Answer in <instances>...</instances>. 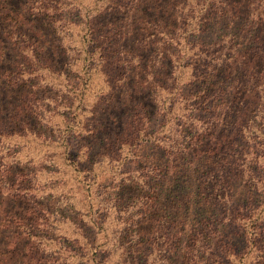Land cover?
Segmentation results:
<instances>
[{
  "label": "trees",
  "instance_id": "obj_1",
  "mask_svg": "<svg viewBox=\"0 0 264 264\" xmlns=\"http://www.w3.org/2000/svg\"><path fill=\"white\" fill-rule=\"evenodd\" d=\"M6 1L0 0V88L15 94L10 111L0 105V264H264V117L260 125L249 116L258 94L264 103V38L258 27L264 24V0H169L175 24L162 32L173 43L183 36L194 53L180 66L188 68V81L176 84L172 71L173 87L147 84L167 95L154 115L133 101L137 89L147 87L138 72L145 65L139 59L130 63L140 56L136 46H127L133 28L115 29L101 42L93 22L128 5L137 9L140 0H102L93 12H83L76 0H33L36 12L30 14L7 8ZM32 16L52 18L72 56L68 73L55 68L45 45L50 34L28 25ZM123 71L131 74L125 78ZM32 82L61 93L64 110L33 103ZM93 84L99 88L90 94ZM123 85L119 94H129L131 111L115 130L102 122L98 127V108H114ZM55 115L60 121L52 123ZM24 117L44 130L33 131ZM110 130L111 138L105 135ZM13 137H32L49 153L59 149V161L55 155L41 158L51 160L44 182L37 184L34 170H13L23 162L18 143L3 151V141ZM103 163L107 174L98 179L95 167ZM70 174L84 203L67 197L62 177ZM47 198L64 200L75 213L77 235L54 233L69 218L57 219L38 202ZM10 200L21 203L19 212L6 210ZM110 208L120 221L115 244L106 226ZM77 215L90 223H78ZM240 223H251V232Z\"/></svg>",
  "mask_w": 264,
  "mask_h": 264
},
{
  "label": "rangeland",
  "instance_id": "obj_2",
  "mask_svg": "<svg viewBox=\"0 0 264 264\" xmlns=\"http://www.w3.org/2000/svg\"><path fill=\"white\" fill-rule=\"evenodd\" d=\"M38 2L39 0H35ZM51 1V0H49ZM67 1V0H63ZM78 3H82L81 6L84 7L82 11L84 12L86 9H89L90 12L94 11V7H99L102 5V0H76ZM154 1V2H153ZM178 1H187L188 0H178ZM243 1V0H242ZM33 0H8L6 1V7L13 9L15 11L19 12V9L23 7L25 8L24 11H27V13H35L36 10L34 9V5L32 4ZM139 6L137 9H134V5H128L125 8V11H119V13L110 12L106 13L100 16H97L94 18V26H95V36L99 41H103L106 37H110L113 34V30L120 29L121 31H126L127 29L130 30L133 28V34L128 39L127 46H136V51L140 53L139 58H134L130 63L132 66H135L138 63V59L140 60V63L142 65H145L144 68L138 70V72L143 76V85L146 87L145 90L141 91V89H137V92L141 93H135L133 95L134 99L133 101H142L145 104L146 109L150 112L151 115L155 114V111L158 110V107L160 108L161 102L163 99L167 98L166 94L164 93H158L156 94L155 86H148L147 84L152 83L154 81H158V83L165 84L168 87H173L174 80L170 79L171 72L173 71L172 78H176V84H182L189 80L190 78V72L188 68L182 69L180 66L183 64H186L191 58V55L194 53V51H191L186 45L183 43L182 37H178L177 43H180L177 45V43L171 42L170 39H168L166 34H163L162 28L164 27H170L175 24V16L176 12L173 8V1L168 0V2L164 0H140ZM154 3V5H152ZM168 4V5H167ZM37 6V5H36ZM130 9V11H129ZM134 9V10H133ZM170 12H165L169 11ZM127 12V13H124ZM137 12V13H136ZM23 13V12H21ZM39 18V19H38ZM35 18V16H32L30 18H27L29 21L28 25H31L37 30L42 29L43 33H49L50 36L46 37V47L50 50L52 49L51 53L54 56L50 55V59L53 60V63L55 64V68L58 70H62L65 73H68L70 71V63L72 61L71 53L67 52L65 49V46L61 43V38L59 32H57L56 25L52 23L51 17H38ZM57 19V18H56ZM195 23V21H194ZM139 26H142V28H145V31H138L137 28ZM194 27V26H193ZM259 29H262V36L264 38V24ZM169 29V28H168ZM166 29V30H168ZM53 30H55V33H51ZM2 31V28H0V32ZM109 31H111V34H109ZM4 44V43H3ZM147 44V45H146ZM146 45V46H144ZM6 47V45H3V47ZM169 50L173 51L172 55V62L170 61L169 57ZM53 65V64H52ZM175 68V69H174ZM123 77L127 78L131 72L127 71L124 72ZM127 76V77H126ZM170 76V77H169ZM124 78L123 82L127 83L130 79L127 80ZM131 82V81H130ZM33 83V82H32ZM34 87L31 86V90L35 92L33 103H39L41 108H46L48 105L51 108V111H58L61 112L64 110L62 106H59L61 100V93H56L54 89H51L49 87L40 85L38 87L35 86V83H33ZM30 86V83L27 85ZM195 86V85H194ZM130 84H128V88H130ZM98 86L95 84L92 85V91L90 94L95 93L98 90ZM124 88V85L117 89L114 96H116V106L114 108L103 107L102 112L100 111V108L103 106H100L98 108V114L95 117V122L98 123V127H100V123L102 122L101 126L103 127L104 124H109L110 128L114 127V124L117 126V123L128 114L132 109V102L128 100V93H121L119 94V91ZM127 88V87H126ZM196 89V87H194ZM15 94V93H14ZM14 94L8 93L5 95L4 91L0 88V105L6 104L8 107V110L10 111L12 109V103ZM89 94V91L87 92ZM141 94V95H140ZM54 98L56 99V104H54L50 99ZM252 105L250 106V109H253L252 113L249 114L250 121H253L254 124H260L262 125V118L264 117V103L262 100H260V94H258L257 100H252ZM240 104V103H239ZM1 111H5L4 109ZM54 115V114H53ZM52 115V116H53ZM58 115H55L52 118V123H56V121H60L57 117ZM177 116L179 114L177 113ZM158 118V116L156 115ZM24 121L29 123V126L33 131H43L44 127L41 125L36 119L32 117H24ZM169 122V120L167 121ZM176 120H174V123ZM127 125V124H126ZM125 125V126H126ZM169 124L166 126L165 130L169 128ZM114 129V128H113ZM115 130V129H114ZM250 132H254L252 129H250ZM57 134V133H55ZM163 135H167L166 132L162 133ZM255 134V133H254ZM108 137L111 136V130L105 133ZM171 137V136H169ZM106 138V137H105ZM95 143H98V139H94ZM15 143H18V149H19V158L23 162L19 163V165H15L13 170L15 171H31L34 170L37 173V184L40 182H44L45 179V171L50 168V162L51 160L46 159L45 161L42 158L50 155H55V159L59 161V149H56L54 153H49L51 151V148H45L44 146L41 147L38 140H34L31 138H26L23 140H19L16 138H12L10 140H4L3 144L5 145L4 152L7 149H14L16 145ZM100 148H104V144H100ZM27 160H32L31 163L27 165H22ZM106 164L103 163L100 166L95 167V171L98 173V179H105L107 171H104ZM101 170L104 172L101 173ZM139 175V174H138ZM120 177H116L118 180ZM62 179L67 182V187L65 188V191H67V197H71V195H74L73 198H70L73 202L81 201L84 203V193L83 191H78V184L75 180V176L67 175L63 176ZM107 180V179H106ZM100 192H102L100 190ZM44 194L43 196H45ZM100 196L103 194H99ZM58 198V197H57ZM37 199V198H36ZM51 202L47 199H40L38 202H42L46 207V209L50 212H52L53 216H55L57 219H60L63 221L64 217H68V220H65L64 222L60 223L59 230H56L54 232L56 235H65L68 238L74 237L76 234H73V231L75 229V226H73L71 223V219H74L76 216L75 213H73L71 210H68L65 208L64 200H59L57 202L52 201ZM21 203L17 202L14 205V202L12 200L6 202V210L10 209L13 212H19ZM138 203L134 206L133 209H137ZM10 207V208H9ZM76 208H78L75 205ZM99 208H103L101 204H99ZM96 210V206L94 208V211ZM105 208L102 212H105ZM131 210V209H130ZM109 213L107 214V220H106V226L108 225L110 230H113L114 233V244L117 242V237L119 236V224L120 221L116 220L117 215L116 212H114L113 208H110ZM76 221L78 223L86 224L90 223L87 218H83L82 221L80 219V216L77 215ZM242 226H245V230H247V234L251 232L250 226L251 223H240ZM54 227H56L55 224H53ZM121 227V225H120ZM121 232V231H120ZM100 237V236H98ZM262 245H264V241L261 242ZM206 249H209V247H206ZM252 252V251H251ZM250 252V253H251ZM205 255V254H204ZM53 256H56L53 253ZM252 256V255H251ZM73 259V258H72ZM71 259V260H72ZM74 261V260H73ZM177 263L175 264H183L181 259L176 260ZM224 263H226L227 259L225 258Z\"/></svg>",
  "mask_w": 264,
  "mask_h": 264
}]
</instances>
